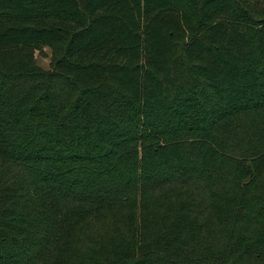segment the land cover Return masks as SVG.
<instances>
[{
  "label": "trees",
  "instance_id": "16d2710c",
  "mask_svg": "<svg viewBox=\"0 0 264 264\" xmlns=\"http://www.w3.org/2000/svg\"><path fill=\"white\" fill-rule=\"evenodd\" d=\"M0 264H264V0H0Z\"/></svg>",
  "mask_w": 264,
  "mask_h": 264
},
{
  "label": "rangeland",
  "instance_id": "374dc122",
  "mask_svg": "<svg viewBox=\"0 0 264 264\" xmlns=\"http://www.w3.org/2000/svg\"><path fill=\"white\" fill-rule=\"evenodd\" d=\"M52 59V49L45 46L41 51L35 52L36 63L42 68H49Z\"/></svg>",
  "mask_w": 264,
  "mask_h": 264
}]
</instances>
